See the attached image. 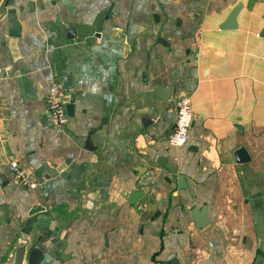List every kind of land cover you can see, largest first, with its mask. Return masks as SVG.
<instances>
[{
	"label": "crops",
	"instance_id": "obj_1",
	"mask_svg": "<svg viewBox=\"0 0 264 264\" xmlns=\"http://www.w3.org/2000/svg\"><path fill=\"white\" fill-rule=\"evenodd\" d=\"M263 28L264 0H0V264L40 239L50 264H264ZM181 69L187 90L162 101ZM66 77L56 130L47 97Z\"/></svg>",
	"mask_w": 264,
	"mask_h": 264
},
{
	"label": "water",
	"instance_id": "obj_2",
	"mask_svg": "<svg viewBox=\"0 0 264 264\" xmlns=\"http://www.w3.org/2000/svg\"><path fill=\"white\" fill-rule=\"evenodd\" d=\"M52 3L57 2L58 0H50ZM241 5L236 6L228 15L226 21L220 26L221 29H235L237 27L236 18L239 13ZM21 33V27L18 24V22L15 19V16L10 15L8 16V33L7 36L11 40H16L20 37ZM261 35L264 37V28L262 30ZM68 39H71L74 37V30L70 29L67 31L66 34ZM184 78H185V69H181L179 71L174 72L168 79H169V85L167 88H159L157 89V95L162 101H166L169 97H174L179 92H185L187 89L186 83L184 84ZM69 78L66 77L63 79V86L65 88L69 87ZM71 108L68 106L67 111L69 113V110ZM144 125L146 123L149 124V121L146 119L142 120ZM171 131L173 127L171 126ZM4 177H1V180L3 181ZM182 182V179L179 178V183ZM141 191H134L130 194L129 202L135 203L141 196ZM206 210L205 208H202L200 210L193 209L191 211V217L195 223V226L197 228H201L207 223L206 219ZM33 213H31L32 215ZM31 221H29L26 224L25 227V234H28V224ZM44 240L40 239L35 244H33L28 251H26V246L29 244L28 240H26L25 245L23 247H20L16 249L13 253V262L12 264H50L51 261L54 259V253L52 249L47 248L44 245ZM172 264H176L173 262Z\"/></svg>",
	"mask_w": 264,
	"mask_h": 264
},
{
	"label": "built area",
	"instance_id": "obj_3",
	"mask_svg": "<svg viewBox=\"0 0 264 264\" xmlns=\"http://www.w3.org/2000/svg\"><path fill=\"white\" fill-rule=\"evenodd\" d=\"M66 102L65 87L62 83H54L47 97V116L52 129L62 130L67 125ZM192 118L189 98L184 95L176 103V120L171 134L167 138L171 148L179 149L188 143ZM8 167L12 176L24 189L32 191L38 188L33 177L21 168L16 161H11Z\"/></svg>",
	"mask_w": 264,
	"mask_h": 264
},
{
	"label": "clouds",
	"instance_id": "obj_4",
	"mask_svg": "<svg viewBox=\"0 0 264 264\" xmlns=\"http://www.w3.org/2000/svg\"><path fill=\"white\" fill-rule=\"evenodd\" d=\"M95 91V89H93Z\"/></svg>",
	"mask_w": 264,
	"mask_h": 264
}]
</instances>
